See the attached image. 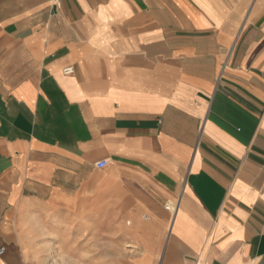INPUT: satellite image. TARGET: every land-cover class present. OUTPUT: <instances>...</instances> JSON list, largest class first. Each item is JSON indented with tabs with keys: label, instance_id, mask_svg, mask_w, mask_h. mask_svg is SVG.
Masks as SVG:
<instances>
[{
	"label": "crops",
	"instance_id": "1",
	"mask_svg": "<svg viewBox=\"0 0 264 264\" xmlns=\"http://www.w3.org/2000/svg\"><path fill=\"white\" fill-rule=\"evenodd\" d=\"M37 219L64 262L264 264V0H0V264Z\"/></svg>",
	"mask_w": 264,
	"mask_h": 264
},
{
	"label": "rangeland",
	"instance_id": "2",
	"mask_svg": "<svg viewBox=\"0 0 264 264\" xmlns=\"http://www.w3.org/2000/svg\"><path fill=\"white\" fill-rule=\"evenodd\" d=\"M54 223L52 221L42 222L37 219L33 224V230L28 237L26 253L32 258L34 264H89L84 262H64V260L72 258L66 257V250L56 242L57 236L53 228ZM85 255L87 256V254Z\"/></svg>",
	"mask_w": 264,
	"mask_h": 264
},
{
	"label": "built area",
	"instance_id": "3",
	"mask_svg": "<svg viewBox=\"0 0 264 264\" xmlns=\"http://www.w3.org/2000/svg\"><path fill=\"white\" fill-rule=\"evenodd\" d=\"M75 71L73 66H68L64 69V73L67 75H71L73 74ZM98 166L100 167H104L107 165V161L106 160H102L100 162L97 163ZM178 204H173V203H169L168 205H166V209L172 212H175L177 209ZM5 251V248H1L0 249V254H2Z\"/></svg>",
	"mask_w": 264,
	"mask_h": 264
}]
</instances>
